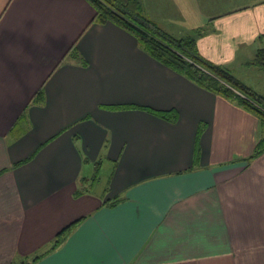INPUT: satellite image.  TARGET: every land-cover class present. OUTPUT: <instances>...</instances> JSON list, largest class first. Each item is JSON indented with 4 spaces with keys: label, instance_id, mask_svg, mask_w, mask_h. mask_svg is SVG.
Wrapping results in <instances>:
<instances>
[{
    "label": "crops",
    "instance_id": "obj_1",
    "mask_svg": "<svg viewBox=\"0 0 264 264\" xmlns=\"http://www.w3.org/2000/svg\"><path fill=\"white\" fill-rule=\"evenodd\" d=\"M147 1L198 30L205 59L257 66L264 0ZM94 16L86 0H0V264H264L260 118ZM91 166L110 168L103 194Z\"/></svg>",
    "mask_w": 264,
    "mask_h": 264
},
{
    "label": "trees",
    "instance_id": "obj_2",
    "mask_svg": "<svg viewBox=\"0 0 264 264\" xmlns=\"http://www.w3.org/2000/svg\"><path fill=\"white\" fill-rule=\"evenodd\" d=\"M86 1L95 10V16L90 25L114 23L135 36L139 45L154 59L185 75L201 87L236 100L245 109L255 113L260 118L263 135L254 153L247 159H254L264 153V96L243 83L225 66L205 59L200 54L197 39L193 35L175 37L163 30L156 22L148 19L140 12L139 0H127L125 2L123 0ZM251 64L264 66V49L258 51ZM42 97L43 94L40 91L32 101ZM103 107L110 110L141 109L168 120H177L176 110L158 111L146 106L121 104L104 105ZM84 180L88 179L82 176L80 182ZM113 202V205H116L120 199L116 198ZM80 221L81 219L61 230L56 235L52 249L58 247ZM40 257V255L35 257L34 262Z\"/></svg>",
    "mask_w": 264,
    "mask_h": 264
},
{
    "label": "rangeland",
    "instance_id": "obj_3",
    "mask_svg": "<svg viewBox=\"0 0 264 264\" xmlns=\"http://www.w3.org/2000/svg\"><path fill=\"white\" fill-rule=\"evenodd\" d=\"M127 0H123L125 2ZM140 1V12L147 17L148 19L154 21L157 23V25L162 28L163 30L167 31L171 35L175 37H184L188 36L187 34L192 33L195 37L196 33H198V30H192V29H185L181 26L175 24L174 22L168 21L167 19H164L160 17V15H157V13L152 10L149 6V3L147 0H139ZM249 0H234V6H239L240 4H244L248 2ZM146 2L148 6H146ZM237 77L246 85L250 86L260 94H264V68H260L259 65L252 66L247 65L244 69L238 71ZM97 174V177H95V182L93 184L88 186V189L90 192L94 194H103L104 190L107 188L108 185V176L110 174V168L108 167H99L96 170L93 169V166L91 168L87 167L84 169L83 175L84 176H93L95 173ZM93 178V177H92ZM92 182V181H91Z\"/></svg>",
    "mask_w": 264,
    "mask_h": 264
}]
</instances>
